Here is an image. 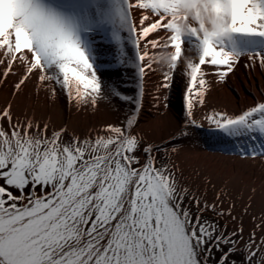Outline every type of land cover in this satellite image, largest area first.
<instances>
[{"label":"snow or ice","instance_id":"snow-or-ice-1","mask_svg":"<svg viewBox=\"0 0 264 264\" xmlns=\"http://www.w3.org/2000/svg\"><path fill=\"white\" fill-rule=\"evenodd\" d=\"M99 44L112 52L105 57ZM185 44L198 62L185 60L182 128L148 142L135 131L143 83L166 58L153 96L159 109ZM158 48L171 51H150ZM244 58L264 70V0H0V84L18 75L15 92L34 79L38 90L55 96L59 87L78 104L136 105L84 137L16 118L11 104L0 109V264H264V218H253L247 237L242 225L229 229L234 205L186 183L171 156L184 129L201 127L195 110L211 89L202 66L222 83ZM128 68L135 99L121 91ZM203 119L238 141L241 158L264 159V101Z\"/></svg>","mask_w":264,"mask_h":264},{"label":"bare ground","instance_id":"bare-ground-1","mask_svg":"<svg viewBox=\"0 0 264 264\" xmlns=\"http://www.w3.org/2000/svg\"><path fill=\"white\" fill-rule=\"evenodd\" d=\"M186 11L192 15L190 10ZM161 34L167 35L163 30ZM99 48L105 57L112 52V47L107 44H99ZM184 49L170 89L160 91L159 109L153 107V96L156 94L155 89L160 83L162 73L168 70L167 63L159 61L154 64L156 72L148 76L143 83L144 93L140 97L142 108L138 113L139 124L135 131L148 142L166 141L177 132V129L182 128L187 84V78L183 74L185 60L191 59L198 62L197 53L193 47L185 44ZM127 51L130 55L133 54L131 46H127ZM150 51L156 54H167L171 49L158 48ZM246 63L247 58H244L222 83L216 82V77L212 74L209 65L202 66L208 73L206 79L211 84V89L206 95L203 108L195 110L196 119L201 127L192 126L184 129L188 135L176 143L178 152L171 154L172 162L183 171L186 183H190L202 193H204L202 186L210 188L212 193H206L207 195L215 196L219 192L225 208L234 205L232 215L237 217V221H229V228L246 225L242 223L245 220H249L250 222L246 223L253 226V218L259 221L264 217V159L241 158L235 149L238 141L227 138L213 129V135H209L212 132L210 128L202 125L206 124L203 117L211 112L222 111L235 115L257 102L264 101V70L258 66L247 68ZM105 77L107 80L116 79L111 74H105L104 79ZM121 78L124 82L121 91L124 95L135 99L137 97L135 70L131 68L122 70ZM17 81L18 75H15L8 77L5 83L0 84V109L11 104L14 117L21 120L31 118L40 124L53 122L56 129L58 124L67 125L73 121L75 116L72 104L76 103V109L79 105L76 100L67 96L60 102L54 99L56 96L52 95L50 89L38 90L34 79L28 80L19 92H15L14 85ZM165 95L168 104L166 109L164 108ZM39 106L43 109L34 113L32 107L38 109ZM135 106L133 101L112 99L105 103L99 102L96 107L83 111L81 114L76 110V135L84 137L106 125L119 124ZM46 117H53V121H47ZM3 123L6 125V121ZM68 130L70 133L73 132L71 127ZM248 213L252 215L250 219L247 218ZM243 229L247 237L251 230L244 226ZM258 233L261 234L259 231Z\"/></svg>","mask_w":264,"mask_h":264},{"label":"rangeland","instance_id":"rangeland-1","mask_svg":"<svg viewBox=\"0 0 264 264\" xmlns=\"http://www.w3.org/2000/svg\"><path fill=\"white\" fill-rule=\"evenodd\" d=\"M105 80H107L106 79V77H105ZM55 98L54 99H56V100H58V101H60V102H62L61 100L62 99H66L67 98V93H65L62 89H60L59 87H57V91H56V94H55ZM74 100V99H73ZM75 101V100H74ZM57 102V101H56ZM99 102H102V103H105V102H107V100H100V101H98V103ZM91 108H93L90 104H86V103H84L83 101H81V103H79V105L77 106V109H76V103H74V104H72V109L74 110V118H73V121L72 122H69L67 125H61V124H58V127H57V129H56V127H55V123H53V122H50V121H53V117H50V118H48V117H46V119H48L47 121H49L50 122V124H52V125H50V124H48L47 122H46V124H48V126H49V129L50 130H59L60 128H66L67 130H68V128H70L71 127V130H72V128H73V132L75 131V134H76V110H77V112H79L80 114L81 113H83V111H86V110H90ZM42 110L43 108H42V106L40 107L39 106V108L37 109V107H35V109L32 107V111L34 112V113H37L36 111H38V110ZM58 110V109H57ZM13 114V113H12ZM48 116V115H47ZM56 122L57 123H59L57 120H56ZM6 126V125H5ZM51 126L53 127V128H51ZM202 126H206L208 129L210 128V130L212 131L209 135H213V130H214V126H210L209 124H208V122L206 121V124L205 125H202ZM213 129V130H212ZM70 130V129H69ZM69 130H68V132H69ZM73 132H71V133H73ZM70 133V132H69ZM198 133H200V132H198ZM85 135V134H84ZM86 136H88V135H86ZM202 135H200V137H201ZM205 136V135H204ZM82 137V136H81ZM173 160V159H172ZM189 185H191L190 183H189ZM192 186V185H191ZM203 188H202V190H203V192L204 193H210L211 192V190H209L210 188H205L204 186H202ZM212 193V192H211ZM215 196L214 195H212V194H208L207 195V198L209 199V200H212L213 198H214ZM238 204V203H237ZM238 206H239V204H238ZM250 216H252L251 215V213L249 214H247V218H249L250 219ZM264 218V217H263ZM248 222H250L249 220H247ZM246 220H245V222H242V223H245L246 225H244V224H241L242 226H244V227H246V228H249L250 230H252L253 229V226H251V225H249L248 223H246L247 222ZM221 223H224V221H221ZM229 229H231V228H229ZM262 234V233H261ZM261 234H259L258 233V231H257V235L259 236V235H261Z\"/></svg>","mask_w":264,"mask_h":264},{"label":"clouds","instance_id":"clouds-1","mask_svg":"<svg viewBox=\"0 0 264 264\" xmlns=\"http://www.w3.org/2000/svg\"><path fill=\"white\" fill-rule=\"evenodd\" d=\"M206 25H207V28H208L209 31H212V30H213V26H212L211 23L206 22ZM160 62H161V63H167V60H166V58H164V57L162 56L161 59H160Z\"/></svg>","mask_w":264,"mask_h":264}]
</instances>
